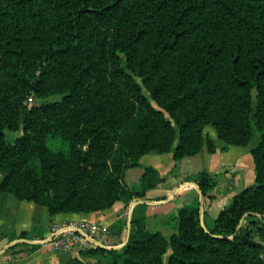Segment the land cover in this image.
Returning <instances> with one entry per match:
<instances>
[{
    "label": "trees",
    "instance_id": "obj_1",
    "mask_svg": "<svg viewBox=\"0 0 264 264\" xmlns=\"http://www.w3.org/2000/svg\"><path fill=\"white\" fill-rule=\"evenodd\" d=\"M206 127L221 151L255 141L253 184L203 226L183 204L169 240L136 205L122 247L66 264H264V0H0V194L51 218L128 205L163 181L150 166L125 181L140 157L172 152L174 173L217 150Z\"/></svg>",
    "mask_w": 264,
    "mask_h": 264
},
{
    "label": "crops",
    "instance_id": "obj_2",
    "mask_svg": "<svg viewBox=\"0 0 264 264\" xmlns=\"http://www.w3.org/2000/svg\"><path fill=\"white\" fill-rule=\"evenodd\" d=\"M210 137L215 141L217 150L211 154L203 147L198 154L182 159L174 173H171L174 166L172 152L141 156L139 167L128 170L125 181L129 185L138 183L145 166L154 168L163 181L145 198L134 199L128 205L118 201L110 208L95 213H59L51 218L43 206L18 200L11 194H0V253L6 246L10 245V248L17 244L21 232H28L27 241L39 244V248L31 253L24 246L7 253L8 248L0 255V264H66L71 259L79 258L76 252H55L44 244L50 237L53 224L85 221L110 229L120 221L121 228L113 234L118 235L123 244L128 236V221L133 208L139 205H134L137 201H142L141 204L146 206L147 229L160 232L166 240L173 234V223L169 217L175 215L183 204L197 203L202 218L205 215L215 219L236 193L253 184L255 173L250 154L253 146H228L221 151L223 143L212 135ZM199 172L216 175L217 184L206 195L195 183L185 180L187 176Z\"/></svg>",
    "mask_w": 264,
    "mask_h": 264
},
{
    "label": "built area",
    "instance_id": "obj_3",
    "mask_svg": "<svg viewBox=\"0 0 264 264\" xmlns=\"http://www.w3.org/2000/svg\"><path fill=\"white\" fill-rule=\"evenodd\" d=\"M49 234L44 244L55 252L79 253L99 246L118 248L122 244L109 228L85 221L53 224Z\"/></svg>",
    "mask_w": 264,
    "mask_h": 264
},
{
    "label": "rangeland",
    "instance_id": "obj_4",
    "mask_svg": "<svg viewBox=\"0 0 264 264\" xmlns=\"http://www.w3.org/2000/svg\"><path fill=\"white\" fill-rule=\"evenodd\" d=\"M144 93L147 95V93L144 91ZM49 98V97H48ZM33 99V101L35 102V103H40V102H42L43 100H39V99H37V98H32ZM55 99V98H54ZM53 98H49L48 99V101L50 100V101H52V100H54ZM204 133H207V134H209V135H212V136H214V137H216L215 136V134H214V132L212 131V129L210 128V127H206L205 129H204ZM59 143L60 142H58V141H52L51 143H50V147L51 148H57V147H59ZM255 144V141H252L249 145L250 146H253ZM263 218H264V216H263ZM117 237H118V235H116ZM120 239V242L122 243V240H121V238H119ZM18 241V240H17ZM21 241L19 240L18 241V243H20ZM122 245V244H121ZM262 245H263V247H264V242L262 243ZM98 248H100V247H98ZM119 248V247H118ZM91 250H93V249H91ZM86 251H88V250H86ZM9 252V251H8ZM7 252V253H8ZM82 252H85V251H80L78 254H79V258L78 259H85V260H88V259H90V260H92V261H94V259H92L91 257H89L88 258V255H87V257L85 258V257H83V255H82ZM167 256H168V254H166L165 256H164V258H165V260L167 259Z\"/></svg>",
    "mask_w": 264,
    "mask_h": 264
},
{
    "label": "water",
    "instance_id": "obj_5",
    "mask_svg": "<svg viewBox=\"0 0 264 264\" xmlns=\"http://www.w3.org/2000/svg\"><path fill=\"white\" fill-rule=\"evenodd\" d=\"M141 203H143L142 201H137V202H135L134 203V205L135 204H141ZM200 212H201V210H200ZM200 221H201V225L203 226V224H202V216L200 215ZM128 225H129V227H128V236H129V233H130V228H131V219L128 221ZM128 236H127V238H126V240H125V242L120 246V247H122L126 242H127V240H128ZM21 242H26V243H33V242H31V241H25V240H20ZM9 246L10 245H8V246H6L4 249H3V251L0 253V255L1 254H3L8 248H9ZM100 248H103V249H109V248H105V247H102V246H99ZM119 247V248H120Z\"/></svg>",
    "mask_w": 264,
    "mask_h": 264
}]
</instances>
